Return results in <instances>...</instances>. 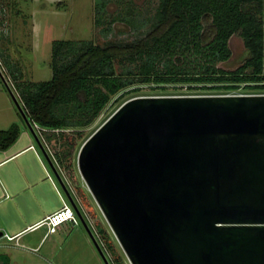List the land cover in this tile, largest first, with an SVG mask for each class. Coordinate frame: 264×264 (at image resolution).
I'll use <instances>...</instances> for the list:
<instances>
[{
    "label": "water",
    "instance_id": "95a60500",
    "mask_svg": "<svg viewBox=\"0 0 264 264\" xmlns=\"http://www.w3.org/2000/svg\"><path fill=\"white\" fill-rule=\"evenodd\" d=\"M77 161L131 264H264V93L131 98Z\"/></svg>",
    "mask_w": 264,
    "mask_h": 264
},
{
    "label": "trees",
    "instance_id": "16d2710c",
    "mask_svg": "<svg viewBox=\"0 0 264 264\" xmlns=\"http://www.w3.org/2000/svg\"><path fill=\"white\" fill-rule=\"evenodd\" d=\"M95 2L100 12L107 1ZM154 17L143 24L133 21L148 26L130 40L102 44L55 40L52 77L18 83L29 122L41 127L35 134L43 138L71 182L77 179L73 159L85 129L114 97L151 83L227 90L245 83L264 89V0H159ZM234 34L243 37L250 56L236 70L227 71L218 64L232 56L229 41ZM117 63L123 66L121 71ZM20 134L18 123L0 130V149L9 148ZM74 188L82 204L97 216L82 185ZM97 230L114 263L125 264L119 246L100 221Z\"/></svg>",
    "mask_w": 264,
    "mask_h": 264
},
{
    "label": "rangeland",
    "instance_id": "374dc122",
    "mask_svg": "<svg viewBox=\"0 0 264 264\" xmlns=\"http://www.w3.org/2000/svg\"><path fill=\"white\" fill-rule=\"evenodd\" d=\"M104 1H107L104 9L98 12L95 0H0V129H8L13 123H18L22 131L31 129L19 107L20 104L24 109L17 86L19 82H38L52 77L50 62L55 40H94L100 44L111 40H130L142 34L148 26L146 24L139 27L133 21L137 22L136 24L152 21L159 4V0ZM229 44L232 56L218 65L227 71H234L245 62L250 52L239 34H234ZM116 68L121 71L123 66L117 63ZM255 93H264V89L250 88L245 86V83L233 90L191 88L189 84L151 83L142 84L137 90H130L120 97H114L99 117L85 129V136L78 144L73 159L76 181L71 182L61 169L85 223L80 217L78 225L67 222L62 225L61 230L52 234L49 232L48 223H43L33 230L25 231L18 240L4 235L0 238V264H115L97 230L98 221L111 233L124 255L125 264H131L79 171L77 160L83 143L124 102L137 96ZM35 131L38 133V128ZM36 172L40 175L45 174L42 168H36ZM52 173L57 177L55 172ZM53 181H56L55 186L52 180H46L37 189L42 199L39 207L30 191H25L15 200L7 199L6 210L0 207V220L8 227H12L13 220L17 218V226L25 227V221L17 212V203L28 216L32 215L34 206L41 217L63 206L64 199L68 196L58 178L55 180L53 178ZM77 185H82L90 197L97 216H93L89 208L82 204L74 188ZM16 242L20 244L13 245Z\"/></svg>",
    "mask_w": 264,
    "mask_h": 264
},
{
    "label": "crops",
    "instance_id": "0c3cea01",
    "mask_svg": "<svg viewBox=\"0 0 264 264\" xmlns=\"http://www.w3.org/2000/svg\"><path fill=\"white\" fill-rule=\"evenodd\" d=\"M24 135L26 137H24ZM46 154L49 155L54 163H56L49 146L44 142L43 138L35 134V132L31 131L29 128L24 131L21 130L20 137L9 148L0 149V207H2L3 210H6L5 203L7 199L13 198L15 200L16 197L24 194L25 191H30L32 193L33 199L37 201L39 207L42 204V199L41 195L37 192V189L46 182V180H52L54 186L56 181H53V178L54 180L55 178H58L60 181L55 173L54 174L57 177L53 176L52 172L54 171H52L53 169ZM56 167L61 176V180L67 184V178L57 163ZM36 168H42L45 171V174H38ZM72 197L75 200L73 194ZM68 201L70 200L65 198L64 204ZM59 208L53 209L52 211L47 212L44 217H41V214L37 212L33 206L32 215L28 216L21 205L17 203V212L20 213V217L25 221L26 226H17V218L13 220L12 227H8L4 221L0 220V230L4 231L5 235L10 239L18 240L23 236L25 231L27 232L28 230H33L41 226L43 224L41 221ZM34 220L36 221L31 222ZM61 228L62 226H60L55 233L61 230ZM18 243L19 242H16L13 245L17 246ZM7 259L9 261V257Z\"/></svg>",
    "mask_w": 264,
    "mask_h": 264
},
{
    "label": "built area",
    "instance_id": "2783aa9c",
    "mask_svg": "<svg viewBox=\"0 0 264 264\" xmlns=\"http://www.w3.org/2000/svg\"><path fill=\"white\" fill-rule=\"evenodd\" d=\"M34 129L38 128V133L41 131V127L38 124H34ZM42 223H48L49 232L55 233L60 226L67 222H72L74 225L80 223V216L77 214L74 206L70 201L65 202V204L59 209L50 213L45 219L41 221Z\"/></svg>",
    "mask_w": 264,
    "mask_h": 264
}]
</instances>
